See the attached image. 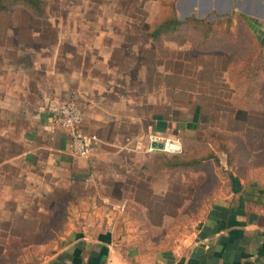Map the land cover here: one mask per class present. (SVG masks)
I'll return each mask as SVG.
<instances>
[{
    "label": "crops",
    "instance_id": "crops-1",
    "mask_svg": "<svg viewBox=\"0 0 264 264\" xmlns=\"http://www.w3.org/2000/svg\"><path fill=\"white\" fill-rule=\"evenodd\" d=\"M187 1L205 12L182 18L177 0L180 20L233 18L264 56V0ZM44 3L0 11V244L24 245L14 253L28 264H264V80L245 87L239 30L202 45L149 27H40ZM53 101L81 107L89 156ZM149 134L209 158L170 169Z\"/></svg>",
    "mask_w": 264,
    "mask_h": 264
},
{
    "label": "rangeland",
    "instance_id": "rangeland-1",
    "mask_svg": "<svg viewBox=\"0 0 264 264\" xmlns=\"http://www.w3.org/2000/svg\"><path fill=\"white\" fill-rule=\"evenodd\" d=\"M49 6L50 16L46 20L42 21L40 27H44L49 23L52 27H62L64 30L74 29L79 26L83 27H99L107 30H119V32L135 30L141 28L150 27V23L155 16L163 9H161L160 0H47ZM187 0H181L178 6V12L183 18L190 12H193V8H197L198 12H205L203 5L190 6L187 4ZM94 14V15H93ZM94 18L95 20H93ZM96 18H98L96 20ZM147 18V19H146ZM94 21L93 23H88ZM148 23V24H146ZM48 26V25H47ZM231 27H236L246 39V52L253 49V37L247 36L246 28L243 23L233 24ZM128 29V30H127ZM190 35H185V38L190 39ZM64 39V37H63ZM140 43L151 44L144 40L143 37H139ZM196 54L194 52L190 53ZM190 55V56H191ZM216 169L214 170L215 176ZM60 217L54 219V222L60 220ZM47 235L49 229H45ZM57 229H53V233H56ZM50 245H47V249ZM24 248L22 244H0V251L3 249L5 253L0 254V264H28L30 259L16 260V254L14 251ZM21 255V254H20ZM15 257V258H14Z\"/></svg>",
    "mask_w": 264,
    "mask_h": 264
},
{
    "label": "trees",
    "instance_id": "trees-1",
    "mask_svg": "<svg viewBox=\"0 0 264 264\" xmlns=\"http://www.w3.org/2000/svg\"><path fill=\"white\" fill-rule=\"evenodd\" d=\"M176 1L177 0H160L161 10L150 23L148 36L154 40L159 39H174L182 40L184 37L183 31L185 29L191 30L190 40H197L200 44H206L214 38H231L232 35L229 30L233 24V18H227L223 20H217L214 22H208L206 20L197 19H186L180 20L176 13ZM22 3L28 10L41 14L45 10L44 0H0V11L7 10V6L10 3ZM248 36V34H247ZM250 37V36H249ZM241 38L239 43L245 44L246 39L244 36ZM254 40V39H253ZM253 49L251 51L244 52V62L242 67H239V74L244 76L245 87L248 83L256 80H264V56L261 51V47L258 42L253 41ZM246 50V47H245ZM247 88V87H246ZM262 88V99L259 101L262 103L260 108L264 115V84ZM249 92L252 90L247 89ZM255 103H258L256 101ZM264 119V118H263ZM262 145L255 151L257 155V164L261 165L264 163V133L262 134ZM245 150V149H244ZM226 151H228L226 149ZM251 152L250 149H246ZM237 154L235 150L230 154L234 157ZM204 153L198 151L191 155H173L172 157H165V164L170 169H181L186 170L199 166L204 160H207ZM244 169H242L243 171ZM20 256H24L21 254ZM26 258H18L16 260H24Z\"/></svg>",
    "mask_w": 264,
    "mask_h": 264
},
{
    "label": "built area",
    "instance_id": "built-area-1",
    "mask_svg": "<svg viewBox=\"0 0 264 264\" xmlns=\"http://www.w3.org/2000/svg\"><path fill=\"white\" fill-rule=\"evenodd\" d=\"M48 111L55 123L70 131L75 152L81 156L91 153V141L96 137L88 135L81 128L82 109L73 102L53 101L48 104ZM147 151L150 153L163 152L169 155H178L184 152L182 139L169 135L149 134L147 136Z\"/></svg>",
    "mask_w": 264,
    "mask_h": 264
}]
</instances>
